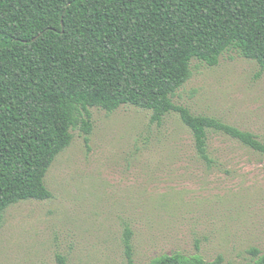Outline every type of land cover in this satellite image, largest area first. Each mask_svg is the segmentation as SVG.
Here are the masks:
<instances>
[{"label": "rangeland", "instance_id": "obj_1", "mask_svg": "<svg viewBox=\"0 0 264 264\" xmlns=\"http://www.w3.org/2000/svg\"><path fill=\"white\" fill-rule=\"evenodd\" d=\"M191 69L174 103L264 142V69L235 50ZM90 112L89 141L73 130L47 172L52 197L0 214V264H128V231L137 264L177 253L249 264L253 249L264 253V154L210 132L208 163L177 113L158 125L134 106Z\"/></svg>", "mask_w": 264, "mask_h": 264}, {"label": "trees", "instance_id": "obj_2", "mask_svg": "<svg viewBox=\"0 0 264 264\" xmlns=\"http://www.w3.org/2000/svg\"><path fill=\"white\" fill-rule=\"evenodd\" d=\"M229 50L264 69V0H0V214L52 197L47 172L73 130L89 141L95 107L149 110L158 125L177 113L208 163L210 132L264 154L255 134L174 103L193 60L215 67ZM131 239L127 260L137 264ZM251 253L249 264H264ZM151 264L225 260L177 253Z\"/></svg>", "mask_w": 264, "mask_h": 264}]
</instances>
